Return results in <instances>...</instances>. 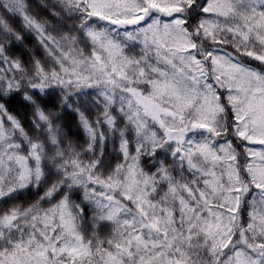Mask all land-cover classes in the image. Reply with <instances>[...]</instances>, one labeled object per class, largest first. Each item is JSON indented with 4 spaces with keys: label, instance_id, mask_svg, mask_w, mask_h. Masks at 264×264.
<instances>
[{
    "label": "snow or ice",
    "instance_id": "snow-or-ice-1",
    "mask_svg": "<svg viewBox=\"0 0 264 264\" xmlns=\"http://www.w3.org/2000/svg\"><path fill=\"white\" fill-rule=\"evenodd\" d=\"M0 264H264V0H0Z\"/></svg>",
    "mask_w": 264,
    "mask_h": 264
}]
</instances>
